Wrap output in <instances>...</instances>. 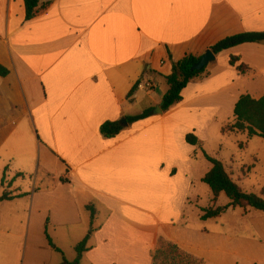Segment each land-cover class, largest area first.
Wrapping results in <instances>:
<instances>
[{
	"label": "crops",
	"instance_id": "obj_1",
	"mask_svg": "<svg viewBox=\"0 0 264 264\" xmlns=\"http://www.w3.org/2000/svg\"><path fill=\"white\" fill-rule=\"evenodd\" d=\"M40 8L45 9L27 21L24 0H0V64L10 71L0 77V151L11 139L27 137L37 153L30 168L41 173L31 193L7 187L29 196L0 204V211L16 213L30 204L22 234L0 223V234L26 236L24 262L29 252L28 264H53L38 262V243L31 236L34 229L45 235L47 228L58 249L63 248L59 242L75 248L91 231L80 264H153L160 239L203 264H264V213L235 214L237 222L218 231L209 223L240 208L202 221V210L213 205L210 191V206L199 215L203 229L190 228L186 217L188 205L199 204L200 197L191 198L195 166L205 159L212 136H231L240 149L216 155L233 180L237 152L250 153L253 138L223 130L236 122L241 96H264V44L215 55L210 75L191 82L179 105L128 124L115 138L100 134L108 121L160 106L169 90L167 77L185 56L202 57L225 38L264 32V0H41ZM232 57L239 59L236 66ZM241 64L249 68L245 74L237 69ZM139 84L154 89H138ZM143 91L151 103L136 114ZM189 134L202 148L186 143ZM22 143L16 144L17 153ZM225 146L221 140L218 152ZM172 148L176 153H169ZM7 155V161L15 160ZM246 162L244 168L255 169L261 159L250 154ZM88 206L96 210L93 222ZM12 244L0 243V264H13V256L17 264ZM139 249L150 256H139ZM43 252L48 258L58 253L48 240ZM77 257L63 258L61 264H73Z\"/></svg>",
	"mask_w": 264,
	"mask_h": 264
},
{
	"label": "trees",
	"instance_id": "obj_2",
	"mask_svg": "<svg viewBox=\"0 0 264 264\" xmlns=\"http://www.w3.org/2000/svg\"><path fill=\"white\" fill-rule=\"evenodd\" d=\"M41 0H24L27 21L36 17L43 9L40 8ZM244 44H264V32H246L238 35H234L218 42L212 46L210 50L219 55L224 51L236 48ZM201 59V57L188 55L185 56L178 63L174 64L173 71L170 76L167 77V85L169 87L168 92L164 95L162 100L161 110L163 113H167L173 107L179 105L183 98L182 93L188 87V85L197 80L207 78L210 73L208 67L201 71H192V67ZM239 62L238 58L232 57L230 63L232 66H236ZM238 71L245 74L249 68L243 64L237 67ZM10 75L9 69L0 64V77L7 78ZM133 92L128 98H131ZM154 115L153 109H148L142 114L126 118L129 125L139 123L147 120ZM234 115L236 122L226 127L223 132L231 133H247L249 138L259 137L264 140V96L258 100L253 99L250 95H243L236 104ZM125 129L121 125L120 121L111 122L108 121L100 127V134L104 139L115 138ZM186 143L193 147L202 148L200 140L194 135L189 134L186 136ZM203 151V150H202ZM204 158L211 164L210 171L202 179V182L208 186L212 194V207L202 210V221L209 219H216L221 217L230 208L243 209L246 213L249 209L260 211L264 213V199L262 196L248 194L236 183L232 176L226 170L224 164L208 155L203 151ZM21 177V176H20ZM4 188V181L1 184ZM224 194L230 204L225 207L218 206L219 199ZM264 194V190L263 193ZM27 193L9 192L3 190L0 194V204L6 201H12L15 199H21L29 196ZM87 210L91 213L92 222L96 217V210L93 206H88ZM91 231L76 247L77 260L73 264H80V260L84 253L88 251V242L90 239ZM45 236L52 249L62 254V251L55 247L53 244L48 230H45ZM161 240V247L152 256L153 264H157L160 255H165L164 264H203L184 252L177 245ZM166 248V249H165Z\"/></svg>",
	"mask_w": 264,
	"mask_h": 264
},
{
	"label": "rangeland",
	"instance_id": "obj_3",
	"mask_svg": "<svg viewBox=\"0 0 264 264\" xmlns=\"http://www.w3.org/2000/svg\"><path fill=\"white\" fill-rule=\"evenodd\" d=\"M146 92L147 91L140 92L139 94L140 100L137 101V104L134 109V113L138 114L141 111H144V109H147V107L151 103L149 100V97H146L147 95ZM151 97L154 99L158 98V96H156L155 94H152ZM20 126H23V125H20ZM212 137L213 139L210 145H208L207 147V153L210 156L216 157V155H219V153H223L222 155L225 156L228 152L233 151L235 146L237 150H240L237 147V145H234L233 137L231 136L226 135L224 139H222L221 135H214ZM3 138H4V134L0 133V142L2 141ZM238 139L246 142V140L243 139V135H238ZM221 140L224 141V143L226 144L225 147L227 148V150L218 152L219 143L221 142ZM21 141H23L22 143L23 146H21L22 151L20 153H17L16 151L18 147H16V144L20 143ZM249 146H250L249 154L241 153L240 151H238L236 154L239 159V167H238V171L236 172L234 176V181L238 183L240 187L246 193L261 196V191L264 189V140L259 137L253 138L252 140H249ZM5 147L7 149L3 148L0 151V194L2 193L3 190H7L8 186H13V185H14V188L20 189L19 190L20 192L30 191L31 193L33 189V185H34L33 183L38 176H41V173L38 172V168H35V170H32V168H30L31 165H33V159L36 158L35 155H37V153L34 152V148H32L30 140L27 137L20 138L18 136L17 138L11 139L9 142H7L5 144ZM176 151H177L176 148H172L169 150V153L174 154L176 153ZM7 152L9 153V155L15 157L14 161L6 160V157H8ZM250 154H257L258 157L261 159V163L255 169L249 168V167L244 168V165L249 166V163H247L246 161H249ZM225 163L229 164L231 162H229L228 160H225ZM8 165H10L9 168H7ZM210 166L211 164L205 159H203L202 162H200L198 166H195V179H194L195 184H194V189L192 191L191 198L194 199V198L200 197L199 204L197 206H192V207L188 205V209L186 211V217L189 219L190 224L192 225L189 227L193 229H198V228L203 229V225L205 223L200 221L199 215L203 207L210 206V203L208 200L210 189L208 188L207 185L201 182V178H200L202 177L206 168ZM52 168H54L52 171L57 170V167H52ZM21 173L24 174V176L20 177L19 174ZM2 181H4V188H2L1 186ZM262 198L264 199V196H262ZM25 202L26 201H23V203ZM227 203H228V198L223 194V196L220 198L219 205L220 207H225ZM25 207L26 208L24 211L20 210L18 213L13 212L12 210H8V209L0 211V223L4 224L5 226H9L12 234H18V235L22 234L23 227H25L29 223L30 215H29L28 209L30 207V204L29 206L27 205ZM251 212L253 214H263L256 210H252ZM235 214L246 215L247 213L245 211L243 213L241 209L236 211V213L233 211H230L225 214L222 221L221 220L211 221L209 224L212 228L217 229L218 231L222 227L223 224L233 226L238 220V217H236ZM246 216H249V215L247 214ZM13 220L15 221L12 222ZM31 236H35V239L38 243L37 247L40 251V256L38 255V259H39L38 262L44 261L45 263H47V260L50 259V261L53 264L55 263L61 264L63 262V258L64 260L66 258L72 259L73 257L76 256V251L74 247H71L68 244H65L63 242H59L63 247L60 249H62L64 253V257L63 255H60L54 252L48 258V255L45 256L43 252V248H45V243L47 242V240H46L44 233L42 232V229H40L39 231L34 229ZM8 240L13 241V244H12L13 251L14 250L18 251L17 264H28L29 263V252L26 254V260L24 262L26 242H27L26 236H22V238L19 239V238L10 236L8 234L7 235L0 234V243L2 241H8ZM160 247H161V240L158 241V246L155 250L152 251V254L154 255V253ZM140 254L143 255L144 257L150 256V252H147V249L146 250L139 249L138 255L140 256ZM13 259L16 262V256L15 257L13 256ZM164 259H165V255H160L157 261V264H164L163 263Z\"/></svg>",
	"mask_w": 264,
	"mask_h": 264
},
{
	"label": "water",
	"instance_id": "obj_4",
	"mask_svg": "<svg viewBox=\"0 0 264 264\" xmlns=\"http://www.w3.org/2000/svg\"><path fill=\"white\" fill-rule=\"evenodd\" d=\"M215 60H216L215 54L211 50H208L201 57V59L192 67V71H201V70L207 68L210 64L214 63ZM161 106H162V104L153 110L154 115H162L163 114V112L161 110ZM121 125L123 127H127L128 126L127 120L123 119L121 121Z\"/></svg>",
	"mask_w": 264,
	"mask_h": 264
},
{
	"label": "built area",
	"instance_id": "obj_5",
	"mask_svg": "<svg viewBox=\"0 0 264 264\" xmlns=\"http://www.w3.org/2000/svg\"><path fill=\"white\" fill-rule=\"evenodd\" d=\"M138 89H144V88H148L149 90H153L154 89V85L153 84H148L147 87L143 84H139L137 86Z\"/></svg>",
	"mask_w": 264,
	"mask_h": 264
}]
</instances>
